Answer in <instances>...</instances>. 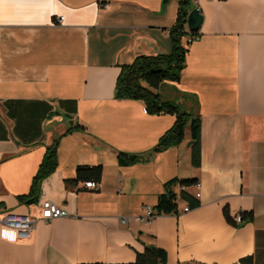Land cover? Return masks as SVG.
Wrapping results in <instances>:
<instances>
[{
	"label": "crops",
	"instance_id": "1",
	"mask_svg": "<svg viewBox=\"0 0 264 264\" xmlns=\"http://www.w3.org/2000/svg\"><path fill=\"white\" fill-rule=\"evenodd\" d=\"M177 7L178 0H0V214L38 218L45 199L68 213L39 219L29 238L0 215V264L127 263L145 244L165 249L166 264H264V0H191L202 15L199 35L182 38L179 81L153 89L198 111L199 165L191 163L187 127L179 145L128 165L117 160L118 152L151 150L175 120L115 98L114 87L121 64L170 51ZM56 138L57 167L36 202H20ZM78 165H101L97 188L65 184ZM173 178L196 180L184 191L198 205L178 194L176 181L168 188L179 213L138 220ZM249 212L251 220L234 222Z\"/></svg>",
	"mask_w": 264,
	"mask_h": 264
},
{
	"label": "trees",
	"instance_id": "2",
	"mask_svg": "<svg viewBox=\"0 0 264 264\" xmlns=\"http://www.w3.org/2000/svg\"><path fill=\"white\" fill-rule=\"evenodd\" d=\"M191 0H178L176 19L168 29L170 40L169 52L137 55L130 63L120 65V72L116 78L114 87L115 98L139 100L145 110L150 114H172L175 117L173 124L157 140L156 144L144 153L118 152L117 160L121 165H128L147 160L153 153L161 152L168 147L179 145L184 139L185 128L189 126L190 159L194 166L200 163V128L201 120L197 110L187 111L172 100L163 99L153 89L168 81H179L181 71L185 67L187 48L182 44L183 37H195L199 35V28L189 31L186 27L187 16L190 12ZM189 43V42H188ZM197 104V102H196ZM73 128H83L75 125ZM70 130V129H69ZM68 130V131H69ZM59 138L46 147L45 153L34 174L27 193L17 196L22 203H34L38 200L41 181L49 176L57 167V146ZM102 173L101 165H78L76 176L69 182L84 180L100 181ZM178 181L180 185L196 183L194 178H173L165 184V191L157 197L153 205L156 215L176 213L177 203L175 194L168 188L170 184ZM181 196L190 206L198 205V202L186 191H181ZM226 216L227 212L224 211ZM230 220L229 217H227ZM243 221L251 220L252 214L243 213ZM167 254L165 249L155 244H145L141 252H136L135 260L127 263L108 264H166ZM240 261L250 263L251 258H241Z\"/></svg>",
	"mask_w": 264,
	"mask_h": 264
},
{
	"label": "built area",
	"instance_id": "3",
	"mask_svg": "<svg viewBox=\"0 0 264 264\" xmlns=\"http://www.w3.org/2000/svg\"><path fill=\"white\" fill-rule=\"evenodd\" d=\"M103 6H107V3L103 4ZM60 19V18H59ZM197 38L195 37H187V42H191ZM84 185L89 188H97L98 182L94 180H88L84 182ZM187 185H180L179 182H176V187H177V192L178 194L181 193V191H184ZM199 192L195 193V196H199ZM177 200V194L175 193V201ZM40 206V216L34 217L28 213H18L12 210H5L3 211L1 215V222L8 226L9 228L13 229L16 234L20 238H29L32 234L33 228L37 221L39 219L44 220V221H49L58 217L66 216L68 213L67 211L56 204L55 202L45 199L39 202ZM190 206L186 203L182 208L181 211H187L189 210ZM142 215L138 216V220L145 221V222H150L155 216L156 213L153 209L152 206L150 205H144L142 207ZM178 210L176 209V214H178ZM233 220L235 223H242V214L238 213L235 214L233 217ZM121 223H125L126 219L121 218Z\"/></svg>",
	"mask_w": 264,
	"mask_h": 264
},
{
	"label": "water",
	"instance_id": "4",
	"mask_svg": "<svg viewBox=\"0 0 264 264\" xmlns=\"http://www.w3.org/2000/svg\"><path fill=\"white\" fill-rule=\"evenodd\" d=\"M166 1V0H163ZM202 22V15L197 8L191 9L187 16V29L189 31L198 29Z\"/></svg>",
	"mask_w": 264,
	"mask_h": 264
},
{
	"label": "rangeland",
	"instance_id": "5",
	"mask_svg": "<svg viewBox=\"0 0 264 264\" xmlns=\"http://www.w3.org/2000/svg\"><path fill=\"white\" fill-rule=\"evenodd\" d=\"M186 127H187V128H189V126H188V125H187Z\"/></svg>",
	"mask_w": 264,
	"mask_h": 264
}]
</instances>
